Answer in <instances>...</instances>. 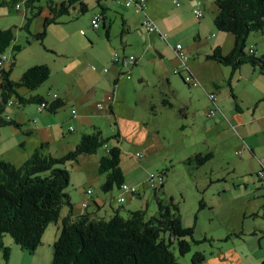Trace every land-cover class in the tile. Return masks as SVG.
I'll return each mask as SVG.
<instances>
[{"label": "rangeland", "instance_id": "374dc122", "mask_svg": "<svg viewBox=\"0 0 264 264\" xmlns=\"http://www.w3.org/2000/svg\"><path fill=\"white\" fill-rule=\"evenodd\" d=\"M178 2L183 4L182 0ZM125 3L124 8L111 9L110 39H107L103 21L100 30H94L89 24L92 11L76 14L73 10L70 15L58 18L57 23L47 27V35L43 42L37 40L35 36L44 30L46 18L52 17L47 8L40 13L38 9L32 10L23 4L21 13L16 12L11 4L0 8V14H6L0 18L2 26L0 27H15V44L20 46V51L14 53L16 65L12 69V80L19 81L27 69L36 65L46 64L52 70L50 79L43 86L35 91L22 88L19 92L27 98L42 95L51 100L56 94L58 97L60 95L73 99L59 111V114L52 115L48 111L38 113L40 106L38 104L23 106L16 97H13L11 100L13 104L7 107L5 114L12 120H20L21 125L20 128L14 125L3 128L0 143L4 138V141L10 139L4 133L6 129L23 131L25 143L21 145L17 138L15 140L11 138L13 141L10 145L16 147L9 154L15 166H21L43 143L38 140L39 131L47 134L49 147L46 153L55 158H61L75 150L77 147L75 140L78 139L79 143L84 133L101 130L104 138H113L119 133L120 143L111 139L112 142L108 144H118L121 148V168L127 183L137 188L139 196L124 192L122 194L125 202L120 203L118 201L121 192L118 189L109 194L102 191L105 175L100 174L99 165L93 160L94 157L100 159L106 154V148L102 147L97 154L81 156L78 162L60 166L67 168L71 173L67 191L72 198L74 216L82 213L83 202L90 197L86 192L91 190L92 198L105 197L99 217L109 219L116 209H120L121 215L128 217L131 211L145 208L148 217H151L157 213L152 187H159L162 182L159 176L162 174L165 181L163 192L168 198L173 197L180 205L183 224L186 228L194 229V239L198 242L193 243L192 252L185 256H181L175 246L173 251L179 264H192L193 254L196 252L211 257V240L210 242L208 240L217 237L229 239L224 243L234 259L231 263H237L243 258L239 264H250L254 259L261 258L264 253L262 250L264 240L258 239L263 232L262 229L264 230V199L260 197L264 195V189L257 190L255 186L257 177L253 173H244L248 166L243 165V162L247 158H252L255 162L264 160V76L246 64L242 66L241 71H237L230 85V67L216 66L205 59L200 63L197 53L191 52L190 64L193 69L202 73L205 80L212 77L221 84L219 89L209 87L208 84H204L205 90L200 88L201 86L191 88L192 86H188L180 76H177L180 74H174V68L179 61L170 48L172 55L165 66L164 74L157 72L148 55L145 58V55L128 52L127 55L137 57L139 63L132 68L130 80L119 75L118 85L115 86V79H112L115 76L112 57L115 52L122 53L125 38L141 41L142 34L146 35L145 50L155 53L153 42L151 39L148 40V34L141 33L139 29L131 34L122 35L120 14L122 11L134 10L126 8ZM201 3L203 4V1ZM196 19H189V23H194ZM28 21L29 30L26 27ZM217 33L215 32V36ZM212 34L207 35L211 40L215 38ZM252 46L259 48L257 55L264 54V32L249 36L246 53ZM6 55L8 59L4 66L9 70L13 57L11 50ZM106 58H109L108 64H101L99 68V62L105 61ZM206 65L214 66L212 70H208ZM104 68L111 71L104 73ZM141 76H145L144 82L140 81ZM197 91L200 94H197ZM212 92L217 93L225 119L221 113H217L213 119L207 116L209 110L213 108L208 99V94ZM232 92L236 99L231 95ZM165 99L171 102V108L163 105ZM111 102L115 108L114 114L109 109ZM237 105L242 112L237 109ZM98 106H101V110ZM152 106L155 107L157 115L153 114ZM73 109L77 110L79 116L81 109L92 111L86 120L88 131L75 121L63 122L64 117L65 121L68 120L69 111ZM234 114L245 120L242 126L236 128L234 126L236 123L230 122ZM257 117L261 119L253 122V118ZM218 119L222 120L219 124H226L227 120H230L229 123L233 124V127L230 129L221 127L217 128L219 132L208 133V126ZM34 121L38 126V132L31 133L30 126ZM50 124L52 128L47 127ZM41 126L45 127L42 129ZM70 126L75 130L70 132ZM234 137L237 143H234ZM244 139L254 147L255 157L249 149L241 146L239 141L244 143ZM208 151H212L214 157L201 168L195 169L185 164L184 158L192 156L194 152ZM137 154H142L143 157L136 158ZM152 177L155 179V186H152ZM206 196L207 200L215 205L201 208L200 202L204 200L205 203ZM139 202H143L144 205L140 206ZM69 211L70 208L65 207L63 214L67 216ZM50 229L53 231L56 228L51 226ZM2 242L5 247L10 248V256L7 259L4 251L0 249V264L52 262V246L48 247L47 240L43 241V247L34 255L16 246L10 236H5ZM242 248L247 251L249 257L245 258L246 255L241 253ZM259 264H264V261Z\"/></svg>", "mask_w": 264, "mask_h": 264}, {"label": "trees", "instance_id": "16d2710c", "mask_svg": "<svg viewBox=\"0 0 264 264\" xmlns=\"http://www.w3.org/2000/svg\"><path fill=\"white\" fill-rule=\"evenodd\" d=\"M21 1H25L29 9H38L39 13L43 10V7L35 6L38 0H11V3L16 4ZM216 4L219 11L214 24L220 32L234 35L236 44L230 54L224 55L218 47L208 56V59L230 67L233 73L249 64L264 76V54L258 56L257 50L254 54L246 53L249 36L264 32V0H217ZM5 6H8V3L0 0V8ZM47 8L52 17L46 18L44 30L35 36L42 42L47 35V27L57 23L58 18L70 15L76 8L79 14L89 12L87 5L81 0H66L59 5L50 2ZM105 10L102 8L103 12ZM144 16L143 14V18ZM100 17L99 28L103 21L104 30L109 39L110 26L105 25L104 15ZM28 26L29 21L26 25L29 30ZM14 28L0 27V62L9 50L13 56L9 70L3 66L5 62L3 65L0 64V136L1 130L7 126L14 125L20 128L15 120L8 118L5 114L7 107L13 104L11 101L13 97H16L23 106L38 104L41 107L46 103L48 107L44 111L53 115L66 105V102L59 99L56 94L50 100L42 95L27 98L19 92L22 88L29 91L37 90L50 79L52 70L46 64L36 65L27 69L19 81L12 80V69L16 65L14 53L20 51V46L15 44L16 29ZM123 30V33L127 31L126 28ZM115 55H120L122 58L133 56L115 52L113 58ZM113 63L120 68L123 76L131 79V70L138 63V58L135 57V63L130 66L127 73L119 64L114 61ZM186 84L192 86L189 83ZM114 85L117 86V81ZM231 95L236 99L233 92ZM112 104L113 102L110 103L109 109L114 114ZM163 105L172 107L167 99L163 100ZM98 107L101 109V106ZM237 109L240 111L239 105ZM151 110L157 115L154 106ZM73 111H76V117L73 116ZM217 112L223 115L220 106ZM71 118H78L76 109L72 110ZM70 130L75 129L71 127ZM120 136L118 133L113 138H104L101 130L84 133L75 150L61 158L47 154L49 143H42L33 156L21 166H15L0 158V249L4 251L7 259L10 256V248L5 247L2 242L5 236H10L16 246L34 255L42 246L43 237L52 224H59V234L52 244L51 264H179L173 251L175 246L181 256L192 252L193 243H198L194 239V229L184 226L180 205L173 197L168 198L163 192L165 181L162 174L159 176L162 181L159 187H152L157 213L151 217H148L147 208L131 211L128 217L121 215L120 209L113 210L114 213L109 219L88 211L74 216L72 198L67 191L71 182V173L67 168L60 166L78 162L81 156L97 154L102 147H105L107 151L99 160V172L105 175V181L101 186L102 191L109 194L118 189L121 192L120 203L125 202L122 194L124 192L139 196L137 188L127 183L121 168L122 150L118 146ZM111 139H115L118 144H108L112 142ZM140 155L143 157L142 154ZM142 157L136 155V158ZM213 157L212 151L199 152L189 157L185 164L199 169ZM124 185L135 188L137 193L123 190ZM121 198H124V202L120 201ZM89 206L90 201L84 209L87 210ZM204 206V200H202L200 207ZM65 207L70 208V211L64 217L62 212ZM210 240L212 245V239L208 241ZM206 258L202 252H196L193 254L192 264H203Z\"/></svg>", "mask_w": 264, "mask_h": 264}, {"label": "crops", "instance_id": "0c3cea01", "mask_svg": "<svg viewBox=\"0 0 264 264\" xmlns=\"http://www.w3.org/2000/svg\"><path fill=\"white\" fill-rule=\"evenodd\" d=\"M5 1H6V3H8V6H9V4L13 5L14 10L16 12H18V13L22 12L23 8H22L21 4L26 6L25 1H21V2H18L16 4L11 3V0H5ZM64 1H66V0H38L35 3V6L39 5L40 7H43V9H44V8H47L48 3H50V2H53L56 5H59L62 2H64ZM81 1L84 4L87 5L89 11H92V16L90 17L91 20L89 22V24L91 26H92V20L94 19V17L103 16V15L105 16V25L106 26H110L111 25V23H110L111 15H112L111 9L119 10V7L124 8V3H125V0H116L117 3H114L115 2L114 0L113 1H111V0H100V4H99V0H81ZM175 1H178V0H147L146 13H147V15L149 17H151L153 19L154 23L156 24V26L160 30L159 32L163 33V34H167V40H163L159 33H148L142 27V25H141L142 19L139 18L141 16L143 17L144 13L140 12L135 7H127L126 3H125L126 8H134V10L122 11L124 14L123 13L120 14L121 19H122V35L131 34V33L135 32V31H137L139 29L141 31V33L148 34V36H149L148 40L151 39V41L153 42L152 45H153L154 48L153 47L152 48H153V51H155V53H152V52H150L148 50H145L144 46L147 43V37H145L146 35H143V34H142L143 39L141 41L140 40H135L134 38L133 39L132 38H128V39L125 38L123 40V43H122V45H123L122 53H124L125 55H127L128 52L129 53H133V54L138 53V55H145V58L148 55L149 58L151 59V61L154 63L155 68L157 69V72L159 74H164L165 66L169 62V57L172 55V51L170 50V48L174 51L173 48L175 46L182 45V46H184L186 48V50L188 52V55L190 57V60H189L190 72L200 82V84H201L200 88H203L205 90L206 86H204V84H206V85L208 84L209 87L213 86V87L219 89V87L221 86V84L219 83V80H217V79L215 80V78H212V77H208L209 79L205 80V77H204V75L202 73L196 72L193 69V66L190 64V61L192 59L191 56H190V53L191 52L197 53V55H198V57L200 59L199 60L200 63H202L203 62L202 60L205 59V61H207V62L208 61L209 62L210 61L213 62L212 64H216V66H223L222 64H220L218 62H215L213 60H209L208 56L210 54H212L214 49H216L218 47L221 48V51H222V53L224 55L230 54L233 51L234 47H235L236 38H235L234 35L229 34V33H225V32H220L216 28V26L214 24V20H215L216 16L218 15V11H219L218 7H217V4H216L217 0H182L183 4H180V5H177ZM198 1H203L202 12L204 13V16L202 18L201 17L198 18L194 14V10L198 6L197 5ZM17 5H20V10H17ZM102 8L106 9L105 12L102 11ZM74 11L77 14L78 13V8H76V10H74ZM102 13H104V14L102 15ZM5 15L6 14L1 13L0 14V18H2ZM192 18L193 19L197 18V19H196V21L194 23L193 22L189 23L190 22L189 19H192ZM0 26H1V24H0ZM92 28H93V26H92ZM103 28H104V22H103ZM124 28L127 29V31L125 33H123V31H124L123 29ZM98 30H100V28ZM215 32H218L217 36H215ZM110 34H111V26H110ZM210 34H212V37L215 36V38L212 39V40L210 38H208L207 35H210ZM255 37H257V36H254V38ZM109 39H110V37H109ZM16 45H19V44L16 43ZM258 49L259 48H257L256 50L258 51ZM258 56H260V55H258ZM108 59L109 58H106L105 61L99 62V66L101 64H108V62H109ZM112 63H113V60H112ZM138 63H139V59H138ZM137 64L135 66H137ZM208 64H210V63H208ZM178 66H179V62H178V65L176 66V68H178ZM206 66H207L208 70L209 69L212 70L214 65H206ZM223 67L225 68V66H223ZM93 68L95 69V67H93ZM99 68H101V66ZM102 68H103V66H102ZM112 68H113L114 74H115V76L112 77V79H115V81H117V85H118V81H119L118 78H119V75L120 76L122 75V71L114 63L112 65ZM176 68H174V69H176ZM215 68H219V67H215ZM242 69L243 68H241L239 71H241ZM106 70H107V72H106ZM223 70H225V69H223ZM110 71L111 70L108 69V68H104V70H103L104 73H108ZM223 72H225V71H223ZM236 73H233V71L231 69V77H230V80H229V84L230 85H231L232 79L235 78ZM226 75H227V73H226ZM177 76H180V75H177ZM140 81L144 82L145 81V76H141V80ZM168 82L170 84L171 80L169 79ZM191 88H195V87H191ZM196 88H199V87H196ZM197 94H200L199 91H197ZM59 99L64 100L66 102V105H67V103H70V102L73 101V99H71V98H69L67 96H60L59 95ZM112 99H114V97H112ZM51 100H52V97H51ZM114 110H115V108L113 107V112L115 113ZM240 110H241V108H240ZM81 111H82L81 112V116L78 115L77 119H72L71 118L72 110H71V112L69 111L68 120L65 121V119H64L65 117H64L63 118V122L75 121V122H77L78 125L83 126V129H86L88 131V127L86 126V120L91 115L90 113L92 111L87 112L85 109H81ZM43 112H39L38 111V113H41V114ZM240 112H242V111H240ZM85 113H87V114L85 115ZM57 114H59V112ZM57 114H54V115H57ZM207 116H208L209 119H213V118L216 117L215 115L213 117H210L209 116V112H208ZM223 116H224L223 119H225V115L224 114H223ZM41 118H42V116H41ZM219 118H221V117H219ZM253 119L252 120L254 122L255 120L261 119V117H257V118H253ZM220 120L219 119L215 120L210 126H208V133H212L213 134L215 132H219L217 130V128H221V127H224V128H227V129H230V127H233L232 126L233 124L229 123L230 120L228 121L226 119L227 122L230 125L228 123H226V124L225 123H222V124L220 123L219 124V122L222 121V120L221 121ZM15 121H16L17 124L21 125V122H19L20 120H15ZM35 121L33 122V124L31 123V126H30V132L31 133L36 132V131L38 132V126H37ZM50 121H52V119H50ZM230 122L231 123H236L234 126L237 128L239 125L242 126L243 123L245 122V120L242 117H240V115L234 114V115H232V120ZM51 126L52 125L50 124L47 127L52 128ZM41 127L43 129V127H45V126H41ZM71 127H73V126H70V128H69L70 132H71V130H70ZM94 128H95V126H94ZM4 133L10 139L4 141V139H5L4 138L1 141V143H0V158L2 160H5L7 162H10V163L14 164V162H13V160L10 157L9 154L11 152H13V148L16 147V146L15 145L14 146L10 145L11 142L13 141V140H11V138H13L14 140L17 138L18 142H20V144L22 145V144L25 143V137H24L23 131L20 130V129H19V131H16V130H13V129H6L4 131ZM37 136H38V140L39 141H42L43 143H48L47 134L44 133L43 131H39L37 133ZM75 141H77L76 143L78 144L79 140L77 139ZM239 142L241 143V146L243 148L249 149L251 154L253 155V157H255V155H256L255 149H254V147H252V145H250L246 141V139H244V143H242L241 141H239ZM234 143H237L235 141V137H234ZM197 151L198 150H196V152ZM196 152H194V154H196ZM194 154H192V155H194ZM189 157H191V156H187V158H184V160L185 159L187 160ZM93 160H94L95 164L99 165V160H100L99 157H94ZM262 162H264V160H260L259 162H255L254 159H252V158H247L243 162V165L248 166V169L246 171H244V173H246V174H248V173L252 174L253 173V174L256 175L257 184L255 186L258 188L257 190L264 189V178L261 179L257 175L258 171L261 169V163ZM238 182H240V181H238ZM254 182H255V180H254ZM258 182H260L261 184H258ZM235 184H236V182H235ZM218 189H220V188H218ZM227 190L228 189L226 188L225 191H227ZM86 194H87V192H86ZM92 195H90L88 200H84L82 213L85 212V211H88L90 213H97L99 215V211H101V209L104 206V201H105L104 198L105 197L104 196H96V197L92 198L91 197ZM260 197H262L264 199V195H260ZM89 201H90V206H89V208L87 210H85L84 209V204L85 203H89ZM110 202H112V200H110L109 203ZM93 203H94V208H92L93 207ZM204 204H205L204 208H206L207 205H212V206L215 205V203H213V202L210 203L207 200V196L205 197V203ZM143 205H144L143 202H141L140 206H143ZM65 215L62 212V216L65 217ZM251 215H254V214H251ZM256 215L257 214H255V216ZM51 226H55L56 229L55 230L53 229V231H50L51 230L50 229ZM51 226L48 228V230L46 231V233H45V235L43 237V241L47 240L48 247L52 246V244L57 239L58 234H59V224H52ZM262 231L263 232L260 234V236L258 238L259 241L264 240V230L262 229ZM228 240H229L228 238L224 240V238H222V237L212 238V245H211L212 249H211V252H210L212 256L209 257V258L207 257L203 264H233L231 262L234 261V259H233V257L230 254V250H228L227 246L225 245V243L228 242ZM41 247H43V243H42ZM262 250H264V249H262ZM241 251H242L241 253L243 255H246L245 258L249 257L248 254H247V251L244 248H242ZM243 260L244 259L242 258L237 263H234V264H239ZM261 261H264V253H262V257L261 258L254 259V261L252 263H250V264H259V263H261Z\"/></svg>", "mask_w": 264, "mask_h": 264}, {"label": "built area", "instance_id": "2783aa9c", "mask_svg": "<svg viewBox=\"0 0 264 264\" xmlns=\"http://www.w3.org/2000/svg\"><path fill=\"white\" fill-rule=\"evenodd\" d=\"M177 5H180L178 1H175ZM202 5L201 1L198 2V7ZM126 6L131 7L135 6L137 7L138 10L142 11L144 13V18H143V27L146 29L148 33H153V32H158L163 40H167V34H163L159 32L158 27L154 23V21L147 15L146 13V8H147V0H127L126 1ZM17 10H20V5H17ZM194 13L199 17L201 16V12L199 10H194ZM101 19L100 16H97L93 20V26L94 28H99V20ZM174 52L176 54V58L179 61V66L178 68L174 69L175 74H181L183 73L184 79L187 83L191 84L192 86H199V82L194 79V77L190 74V69H189V56L185 50V48L182 45H177L176 47L173 48ZM256 52V47L252 46L249 48L248 53L254 54ZM7 60V55H4L2 58V61L0 62L1 65L4 64ZM113 61L121 66V69L127 73L130 69V66L135 63V57H126L122 58L120 55H115L113 58ZM4 66V65H3ZM107 71V70H106ZM210 101L213 103L215 107H213L210 110V116H214L217 114V102L218 98L217 95L212 93L208 94ZM57 98V96H55ZM48 107V104H43L41 107H39V111L42 112ZM73 116H77L76 111H73ZM137 157H142L140 154L137 155ZM258 177L263 179L264 178V162L261 163V169L257 173ZM152 186H155V179L152 177L151 179ZM123 190L129 191L133 194L137 193V190L135 188H129L127 185H124L122 187ZM88 194H92V191L89 190ZM121 202H124V198L120 199ZM84 207H87V204H84Z\"/></svg>", "mask_w": 264, "mask_h": 264}, {"label": "bare ground", "instance_id": "6f19581e", "mask_svg": "<svg viewBox=\"0 0 264 264\" xmlns=\"http://www.w3.org/2000/svg\"><path fill=\"white\" fill-rule=\"evenodd\" d=\"M199 2V1H198ZM198 5V4H197ZM196 10H199L200 12H201V16H199V17H202V15H203V13H202V5L200 6V7H198L197 6V8H196ZM160 31V30H159ZM186 50V49H185ZM186 52H187V50H186ZM187 54H188V52H187ZM189 56V55H188ZM189 60H190V57H189ZM189 69H190V67H189ZM175 74V73H174ZM190 74H191V72H190ZM192 75V74H191ZM180 76L183 78V80H184V75H183V73H181L180 74ZM193 76V75H192ZM194 77V76H193ZM194 79L195 80H197L195 77H194ZM185 81V80H184ZM198 81V80H197ZM186 82V81H185ZM199 82V81H198ZM187 83V82H186ZM191 85V84H190ZM201 84H200V82H199V86H200ZM193 87H195V86H193ZM198 87V86H197ZM212 93H214V94H216L217 95V93H215V92H212ZM212 93H210V94H212ZM208 98H209V96H208ZM218 98V97H217ZM210 100V99H209ZM211 102V101H210ZM211 104H212V107H215L214 105H213V103L211 102ZM218 104H219V99H218V102H217V107H219L218 106ZM212 109V108H211ZM210 109V110H211ZM210 110H209V113H210ZM218 111V110H217ZM210 115V114H209ZM138 155V154H137ZM85 204H87V203H85Z\"/></svg>", "mask_w": 264, "mask_h": 264}]
</instances>
